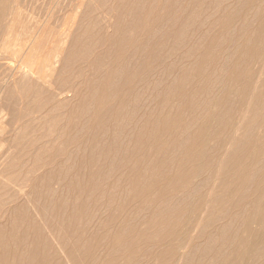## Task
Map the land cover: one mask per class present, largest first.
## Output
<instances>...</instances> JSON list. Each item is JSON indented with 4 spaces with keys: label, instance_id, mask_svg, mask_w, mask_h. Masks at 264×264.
Instances as JSON below:
<instances>
[{
    "label": "rangeland",
    "instance_id": "obj_1",
    "mask_svg": "<svg viewBox=\"0 0 264 264\" xmlns=\"http://www.w3.org/2000/svg\"><path fill=\"white\" fill-rule=\"evenodd\" d=\"M80 1L84 0H10L1 16L0 224L5 223L8 231L15 209L26 201L32 210L31 203L37 201L41 202V216L67 243L75 264H97L112 258L117 264L223 262L233 253L236 239L245 237L248 212L255 211L249 219L253 228L255 215L264 211V202L258 201H264V187H258L261 182L264 185V122L259 120L264 67H257L251 59L241 63L244 68L235 69L244 58L241 50L245 42L264 38V0H86L78 7ZM105 12L111 20L107 25L99 18ZM148 15L152 19L147 23ZM67 20H73L72 32L64 43L54 86L63 85L66 90L72 82L79 84V90L75 101L59 111L57 123L64 129V116L70 115V132L76 134L72 126L82 125L81 136L76 145L60 144L52 149L51 144H41L53 136L47 126L49 106L33 98L21 79L14 82L8 75L16 63L11 59L13 42L21 43L20 52L26 53L30 42L25 40L36 36L39 49L33 52V65L41 67L44 59L54 60V47L60 46V30ZM109 34L114 38L104 41ZM122 37L126 42L118 44ZM113 61L121 70L116 73V65L111 68L115 83L107 77ZM261 70L260 79L251 80L245 99L240 101L245 76L260 75ZM104 94L108 97H97ZM229 110L236 112V125L241 123L235 136L210 139L194 154L197 167L192 176H185L175 186H156L151 178L158 171L156 164L165 163L162 169L176 167L192 129L209 125L210 135H217ZM169 119H175L176 124L168 127L165 122ZM150 131L158 137L148 136ZM145 136L149 141L161 139L163 149L143 154L138 145ZM252 141V149L243 153V147ZM102 148L112 151V165L99 156ZM256 149H261V154H254ZM19 151L23 155H18ZM37 154L39 160L33 158ZM164 155L167 160L159 158ZM65 157H70L69 164H64ZM137 161L148 168L144 181L131 186L124 173ZM69 165L70 173L64 179L55 175ZM235 168L245 173L241 181L235 179ZM18 169L23 182L28 181L27 192L12 196V200V189L4 188L9 179L2 178ZM145 180L154 186L141 193ZM199 191L204 199L211 195L209 205L189 232L184 255L181 251L168 253L172 247L169 238L151 244L138 237L146 232L140 229L155 218L163 227L182 218L179 231L185 232ZM124 202L119 217H114V208ZM116 225L122 226L119 236H126L129 245L111 248L109 230Z\"/></svg>",
    "mask_w": 264,
    "mask_h": 264
},
{
    "label": "bare ground",
    "instance_id": "obj_2",
    "mask_svg": "<svg viewBox=\"0 0 264 264\" xmlns=\"http://www.w3.org/2000/svg\"><path fill=\"white\" fill-rule=\"evenodd\" d=\"M86 1V0H84ZM79 2V6L84 5L85 3ZM84 3V4H82ZM10 5V0H0V19L2 18V14H4L8 7ZM176 10V9H175ZM77 14V13H76ZM76 16V15H74ZM99 18L101 22H104V25H107L110 20V16L108 15L107 12L105 14H100ZM75 20V17L72 18ZM152 18L150 15H148L147 23L151 20ZM162 19V18H161ZM188 19L191 20L192 16H188ZM73 20H70V22ZM70 22L67 20L65 23L62 25V29L60 30L59 34V44L60 46L54 47V60H46L44 59V64L41 67H35L33 65L34 63V51L39 49V42L36 41V36H31L30 38H27L25 41H29L28 43V50L26 53L20 52L22 48V44L18 42H13L12 47L15 50L14 53L11 56V59L15 61L16 63L11 66V72L8 75V77L11 78L14 82L19 78L21 79L20 82L22 85L30 89L33 93L32 97L35 99H40L42 100L43 103H47L49 106L50 114L49 115V125L48 130L52 129L53 136L49 138H45L41 144H51L52 149L57 148L58 145L63 144L65 146L68 145H73V144H78V139L81 136L80 134V127L82 125H75L72 126V129L76 131V134L70 129L71 127V122L70 120V115L64 116L65 120V125L64 129H61L59 127V124L57 123V120L60 117L59 111H62V108L67 107L71 102L73 103L76 99L77 96V91L79 90V84H75L70 82L68 85V89H64L63 85H57L54 86L55 81H54V74L56 75L58 71V64H61V56L63 57L62 50L64 48V43L67 41V38L69 37L68 35L72 32L69 31L70 29ZM72 23V22H71ZM74 23V22H73ZM73 26V24H72ZM75 26V25H74ZM109 27V26H107ZM69 32V33H68ZM68 36V37H67ZM104 41L109 42V40L113 39L114 36L112 37V34L106 35L103 37ZM250 40L245 42V45H243V50H241L244 54L242 62L236 64L235 69H242L244 66H241V63L247 64L248 61L253 59L255 61V64L257 67H264V38L257 40V42H253L251 44H246ZM120 42H126L124 37L120 38L118 40V44ZM17 44H20V47L15 48ZM115 46L118 48V46L115 44ZM3 48V45L0 44V49ZM31 50V51H30ZM65 50V49H64ZM81 55H82V47H81ZM118 58V55H116L115 59ZM245 60V61H244ZM60 62V63H59ZM244 64V65H245ZM116 65L115 61L112 63L109 62V73L107 77L113 79L115 83V73L111 70L113 69L114 66ZM39 68H42L43 71H38ZM117 71L116 73H120L121 70L118 69V66L116 65ZM234 74V73H233ZM262 74V70L260 71V75H255V76H250L247 77L245 76L244 83H242L243 88L239 93V98L240 101H243L245 99L246 94L248 93L250 86H251V80L254 78L260 79ZM244 79V78H243ZM109 84V83H108ZM95 91H93V94ZM123 96H127V94H124ZM129 96H132V93L129 94ZM99 99H104L108 97L107 94L104 95H97ZM135 97V96H134ZM133 97V98H134ZM116 99H118L116 97ZM136 106V104H135ZM60 111V112H61ZM229 116H226L223 124L221 125L217 135H210L209 131V125L208 127L206 125L201 124V126L196 127L193 133L188 134V145L187 147L182 148V157L179 162H176L175 164L177 165L176 167H173L172 169H162L165 163L161 164H156V167L158 169L157 173L152 174L151 176L152 179L156 181V186H159L160 184H164L165 186H175L179 184L178 182L185 176L190 175L191 176L194 174L195 169L197 167L196 162L194 160V154L200 149L201 147L204 146L206 142H208L210 139H222V137L228 138L231 135L233 137L235 136V133H237L240 124L236 125L235 123V115L236 112H232V110H229L228 112ZM245 116V115H244ZM243 116V117H244ZM48 117V116H47ZM44 119V118H42ZM259 120L261 122H264V103L262 104V111L259 115ZM42 120H39L37 122H40ZM46 121V120H45ZM168 124V127H172L176 124L175 119H169L165 122ZM149 135H154L158 137V135L154 132H149ZM148 136H145L140 145H138V148H141L143 151V154L148 155L154 154L160 149L162 150L164 146V142L157 138L152 141H149ZM207 136V137H206ZM231 142V141H230ZM228 142L227 144H230ZM219 143L217 142V145ZM254 141H252L250 144L246 145L243 147L242 152L243 153H248L252 147H253ZM75 148V147H73ZM137 148V149H138ZM101 153L99 156L102 157V161L108 162V164L112 165V159L110 155L112 156V151L109 148H102L100 149ZM261 149H256L254 154H261L260 153ZM98 151V149H97ZM39 153V151H34V153ZM27 154L30 153V151H26ZM51 153V152H50ZM18 155H23L22 151H19L17 153ZM39 154L36 155V157H33L36 160H39L38 157ZM92 156V155H90ZM87 157V161L89 163H92L91 157ZM74 160L76 156L74 155ZM160 159L167 160V156H162L159 157ZM49 158L41 161V164L44 165L45 162ZM71 161L70 157L64 158V164H69ZM140 167H138V166ZM136 166L130 167V170L128 173H124L126 175V183L130 184L131 186H134L135 184L138 185L140 182L144 181L145 178V172L147 171L148 166L141 164V162L137 161ZM127 167L130 165L127 164ZM65 169H63V173L57 172L55 173L56 176L64 179L66 175H69V166H64ZM142 168H146L145 171H142ZM17 169V168H16ZM152 170V168L150 167ZM150 170V171H151ZM236 173L237 181H241L245 173H243L239 168L234 169ZM20 169L14 171V174L8 178H2L6 179L7 181L9 179V182H7V185H4V188L7 186H10L13 192L11 194V199L13 200L12 196L16 195H24L26 194V187L28 186V181L25 180L23 182V176L20 173ZM80 177H82V172H79ZM2 176V173L0 177ZM3 177H6L5 174ZM108 178V176H106ZM147 180H145L146 182ZM231 181V180H228ZM169 182V183H167ZM1 183V182H0ZM6 183V182H5ZM4 184V182H3ZM150 184V185H149ZM153 182L149 180L146 182L143 187L140 185L141 193H145L149 191L150 189L153 188ZM1 191H2V183L0 185ZM258 187H264L262 186V182ZM3 188V189H4ZM33 188L31 190V194H34ZM9 189V190H11ZM8 191V190H7ZM10 192V191H9ZM211 193V192H210ZM208 193V194H210ZM135 196H137V191H134ZM198 202H196L195 206L193 207V215L187 220V227L185 229V232L181 233L179 231V225L182 221L181 219H178L177 221L174 220L172 222H169L166 226H162L161 222L159 220L152 219L147 227L140 229L141 231H146L143 234L141 233L138 237L139 238H144L143 242H162L163 240H167L169 238L172 240V247L170 248V252L168 251L169 254H175L177 251H181L184 255L185 251L187 252V247H188V238H189V232H191L194 223H196L199 219L202 218V214L200 213L202 211H206L209 205V200L211 195H208L204 199V195L202 191L198 192ZM30 198V196H29ZM264 198V197H263ZM113 198H111L112 200ZM31 200V198H30ZM30 200H28L30 202ZM200 200H202L200 202ZM16 201V200H15ZM20 201H22L20 199ZM261 203L264 202L262 200H258ZM20 203V202H19ZM28 203V202H27ZM26 201L25 203H21L20 207H17L15 209V216L12 218V222L10 225L9 230L7 231V225L0 224V264H75L72 256L69 254L68 251V246L67 243L63 240L62 236L58 233L56 228L51 225L50 223L46 222L44 218L41 216L40 213V207H41V202H33L32 210L28 209L30 208V205L28 207ZM124 203L118 204L114 210H113V216L117 215V218L119 217V214L121 211L124 209ZM67 204L63 202V209L64 211L66 210ZM264 206V203H262V206ZM42 208V207H41ZM31 210V211H30ZM255 211H249L248 216H252V214ZM35 215V217L38 215L40 218V221L37 220L35 217L33 219H30V217ZM38 217V218H39ZM116 217V216H114ZM199 217V218H198ZM247 218L248 220L244 223V231L245 232V237L242 235V237L239 239H234V248H233V253L229 254L223 262L219 264H264V211L258 212L255 217H254V222L256 227L254 226L252 228V223ZM43 222H42V221ZM103 224V223H102ZM108 225L105 224L104 229ZM122 227V226H121ZM120 225H116V228H111L110 231V246L111 248H114L116 246H126L130 244V240L126 238H122V236H119V231H120ZM150 230H153L150 234L148 233ZM161 231V233H159ZM166 238V239H165ZM135 243V242H134ZM233 245V243H231ZM138 245L135 244V250H138ZM231 250V249H230ZM180 253V252H179ZM181 253V254H182ZM228 253V252H227ZM179 255V254H178ZM182 255V256H183ZM180 258V256H179ZM182 258V257H181ZM183 259V258H182ZM97 264H117L116 259L112 258L111 260L109 259L106 262L103 263H97ZM179 264V263H178Z\"/></svg>",
    "mask_w": 264,
    "mask_h": 264
}]
</instances>
